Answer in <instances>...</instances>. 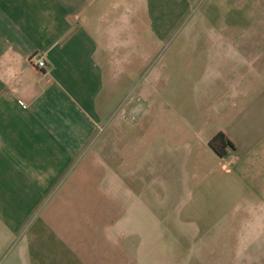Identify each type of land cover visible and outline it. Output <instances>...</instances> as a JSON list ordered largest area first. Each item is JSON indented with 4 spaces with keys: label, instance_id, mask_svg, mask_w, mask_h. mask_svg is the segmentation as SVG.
Masks as SVG:
<instances>
[{
    "label": "crops",
    "instance_id": "1",
    "mask_svg": "<svg viewBox=\"0 0 264 264\" xmlns=\"http://www.w3.org/2000/svg\"><path fill=\"white\" fill-rule=\"evenodd\" d=\"M201 5L182 32L190 0H0V264H141L174 230L264 264V0Z\"/></svg>",
    "mask_w": 264,
    "mask_h": 264
},
{
    "label": "rangeland",
    "instance_id": "2",
    "mask_svg": "<svg viewBox=\"0 0 264 264\" xmlns=\"http://www.w3.org/2000/svg\"><path fill=\"white\" fill-rule=\"evenodd\" d=\"M203 0H190L189 16L187 22H180L176 30L180 29L182 32L189 29H193L195 26H199L198 22H195L200 16L202 5L200 3ZM186 23V24H185ZM204 26V23L200 27ZM193 47L200 45L197 39H178L173 42V46ZM157 234L166 235L167 239L158 241L157 246L142 247L141 256L143 257L141 264H229L222 260L217 262L211 255H215V247L207 245L197 247L194 245L196 233L192 230L183 232L168 231L157 232ZM206 256V257H205ZM204 259V260H203Z\"/></svg>",
    "mask_w": 264,
    "mask_h": 264
},
{
    "label": "trees",
    "instance_id": "3",
    "mask_svg": "<svg viewBox=\"0 0 264 264\" xmlns=\"http://www.w3.org/2000/svg\"><path fill=\"white\" fill-rule=\"evenodd\" d=\"M208 145L219 157H225L228 151L233 149L232 142L222 132L213 135L209 139Z\"/></svg>",
    "mask_w": 264,
    "mask_h": 264
},
{
    "label": "built area",
    "instance_id": "4",
    "mask_svg": "<svg viewBox=\"0 0 264 264\" xmlns=\"http://www.w3.org/2000/svg\"><path fill=\"white\" fill-rule=\"evenodd\" d=\"M31 62L39 68H43L45 66L44 60L40 57H31Z\"/></svg>",
    "mask_w": 264,
    "mask_h": 264
}]
</instances>
